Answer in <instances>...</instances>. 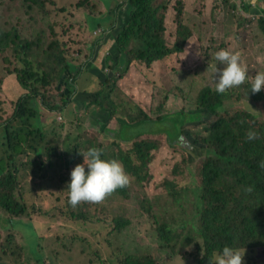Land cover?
Returning a JSON list of instances; mask_svg holds the SVG:
<instances>
[{
    "label": "trees",
    "instance_id": "16d2710c",
    "mask_svg": "<svg viewBox=\"0 0 264 264\" xmlns=\"http://www.w3.org/2000/svg\"><path fill=\"white\" fill-rule=\"evenodd\" d=\"M164 1L124 0L123 5H120L119 8L125 11L122 12L125 23L119 29L114 22L107 27V30H114L116 26V35L113 47L103 60L102 69L95 68L91 62L87 68L92 76L99 79L100 85L94 92L81 88L90 83V75L85 72L83 61L73 52L75 48L51 42L42 51V55L47 57L42 61L33 51L34 41L23 40L16 29L6 31L0 25V53L11 50L13 57H17V61L23 65L21 68L7 69L6 79L17 77L21 88L27 91L15 103L12 115L0 123L4 128L0 140V148L4 153L0 157V210L9 215L4 221L11 224L12 220H20L26 214L31 217L58 215L55 210L43 211L38 205L25 201L23 194L27 192L33 195L39 192V198L40 193H43L34 190L36 187H43V182L36 184V170L39 173L40 170H45L49 180L57 178L63 170L60 178L68 199L66 186L70 180V170L78 164V160L83 161L81 153L89 147L101 148L102 158L120 161L128 176L135 178V182L142 188L151 178L149 168L160 148L155 138L161 136L166 139L168 148L177 158L171 176H167L162 183L166 196L170 199L169 210H163L159 214L155 204L149 199L139 200V209L147 211L146 214L155 222L157 243L170 246L173 253H176L179 245L184 248L185 244L194 239L195 232L198 234L195 238L200 241L196 244L195 264H209V259L224 245L244 248V264H253L254 258L252 260L245 252L253 254L255 249L264 247V121L244 108L243 104L244 101L249 107L252 103L264 104V89L252 93L248 78L244 84L233 86L223 93H217L215 89L206 86L199 91L194 109H191L190 103L182 100L183 86H176L169 94L179 97L177 103H181L182 107L176 112H169L165 110L163 102L153 109L154 105L150 102L143 106L136 100L131 88L126 92L122 87V83L128 86L139 85L136 80H129L137 62L150 67L167 56L180 54L193 37V32L182 24V10L176 8V41L168 47L164 39L168 5ZM178 1L177 5H181L182 1ZM24 2L29 10L33 9L32 5L38 6V0ZM260 11L257 27L264 37V1ZM89 20L93 32L103 27L102 21H107L106 18L91 17ZM101 40L103 36L99 35L94 43L88 45H92L91 55H95L100 47L109 42L101 44ZM107 69L110 71L106 72ZM179 74H183L182 71ZM186 76L185 73V80ZM48 88H52L55 94L49 95ZM117 95H126L135 103L130 104L131 112L126 110L128 119L124 123L118 122L122 115ZM39 110L46 112L45 125L49 122L56 123L60 113L68 112L72 116L71 125L79 127L83 131V138H91L92 141L83 143L75 140L73 144L68 143L70 147L61 151L45 141L46 134L41 128L44 124H33L32 119L38 118L36 113ZM90 110L94 111L93 122L85 124L84 117L87 118L86 113ZM97 111H104V121L95 118ZM73 112L79 114L80 118ZM249 131L257 133V136L247 139ZM79 134L81 135V131ZM70 137L68 134V140ZM38 138L45 141L44 148ZM28 139H32L31 142ZM40 150L42 151L39 152ZM43 151L47 162L38 169L33 167L32 161L18 163V159L23 157L15 159L16 155L28 156L32 153L42 158ZM185 157L188 161L199 158L203 160L198 168L193 169ZM27 165L31 166L30 170ZM55 165L57 170L54 169ZM184 166L191 171L192 178L194 171L198 172L201 184L184 181L181 193L176 188V183L182 177L180 173ZM40 177L48 180L45 179L44 172ZM30 183L34 187L27 191L25 186ZM131 185L128 182L125 186L114 189L98 202L81 201L75 206L69 204L75 210L85 208L83 212H72L76 221L72 228H65L69 233H74V236L71 237V242L66 237L62 239V233L54 238L67 250L77 242L81 244L83 239L97 241L98 247L92 254H97L100 258L89 259L87 263H103L109 254L99 246L100 235L104 236V232H107L105 240L113 246L114 242L110 243L111 240L129 230L134 220L128 217L129 211L126 215L118 213L123 201L132 198ZM186 188L188 189L184 194ZM189 192L193 194L194 201L192 205L186 206L189 205ZM110 204L113 214H108L104 219L96 214L97 208H106ZM36 224L39 223L31 220L23 223L29 233L27 236L32 241L29 242L33 253H36L37 231L43 229V226ZM48 227L46 224L44 231ZM83 232L86 234L81 235ZM184 232L186 234L183 235ZM124 252L122 249L115 255L121 264H156L150 255H125ZM110 255L113 258L114 254ZM37 256L40 257L39 254Z\"/></svg>",
    "mask_w": 264,
    "mask_h": 264
},
{
    "label": "rangeland",
    "instance_id": "374dc122",
    "mask_svg": "<svg viewBox=\"0 0 264 264\" xmlns=\"http://www.w3.org/2000/svg\"><path fill=\"white\" fill-rule=\"evenodd\" d=\"M163 0H158L161 2ZM182 4L177 5L178 0H165L168 9L165 12V28L166 32L164 39L168 47H171L176 41V31L178 24L176 19V8L182 10V24L193 32V37L190 38L182 53L173 54L166 58L155 62L150 67L144 63L132 68V77L130 82L137 81L138 86H124L127 89L131 88V92L135 94L136 100L143 106L150 102L152 107L160 103H165V110L169 112H176L182 107L181 103H177L180 98L170 95L169 92L176 88V86H183L184 98L183 101H188L191 109H194V103L199 91L209 86L215 89V82L211 67L217 62L213 57V53L220 48H227L230 51H235L240 54L241 62L247 69L248 80L252 81V77L257 71H264V37L257 27V18L252 13H249L245 6L247 2L254 0H181ZM259 4H262L259 0ZM124 0H38V6H33L32 10L27 8L24 0H0V25L6 30L10 31L16 29L23 40L34 41L35 47L33 48L36 57L47 59L42 55V51L47 49L51 42H58L60 46H71L73 52L83 61L86 52L91 51L88 45L93 41V38L99 37L101 33L107 30V27L115 21L117 28H121L125 23L122 18V10L120 5H123ZM232 6L236 8L233 9ZM125 14V13H124ZM91 18H106L107 21H102L103 27L98 29L92 35L93 30L90 29ZM116 26L115 29L116 30ZM92 32H91V31ZM107 31L106 33H109ZM113 32V31H112ZM113 41H109L103 45L105 48L103 53L98 56L91 55L96 58V63L99 60H104L107 56ZM117 51V50H116ZM115 51V52H116ZM186 51V54H182ZM80 52V53H79ZM17 57H13L12 51L9 50L5 53H0V123L9 118L14 110L15 103L27 92L21 88L17 77L9 79L6 73L7 69L14 67H23L22 63L18 62ZM91 60V58H89ZM218 68L223 67L217 65ZM110 71L107 69L106 72ZM182 71L183 74H179ZM187 74L186 80L184 74ZM106 74V73H105ZM218 74V73H217ZM16 78V79H15ZM99 79L94 78L89 84L81 86L82 90L95 91L99 86ZM48 94L52 95V88H48ZM128 93V94H131ZM119 104V111L122 116L118 119L119 123L126 122V110L132 111L130 104H135L128 96H116ZM26 106H29L28 104ZM243 107L249 112H252L259 120L264 121V104L252 105L249 107L247 102L244 101ZM187 109V107H183ZM28 113V112H27ZM74 115L79 116L76 112ZM93 113L91 110L86 113L87 118L84 117L83 123L90 124L93 121ZM44 114V115H43ZM62 121L56 123L44 124L46 120V112L39 110L36 115L37 119H32L33 124L37 122L44 124L41 127L46 134L45 141H49L55 147L64 151L65 147H70L68 143L73 144V141H81L83 143L92 141L91 138H83V131L79 127L71 125L72 116L66 113H60ZM104 111H97L95 118L104 121L102 115ZM80 118V116H79ZM98 124V123H96ZM17 125V124H16ZM27 126V125H26ZM64 126V127H61ZM40 127V126H39ZM81 131V135L79 134ZM93 132V131H90ZM4 133V128L0 126V140ZM70 135L68 140L67 135ZM160 144L159 150L155 153L156 158L149 168L151 178L145 182L144 187H139L135 182V178L129 176V183L131 185L132 198L124 200L121 204V209L118 212L120 215L128 212V217L133 219L131 228L125 230L119 237L113 238L110 243L114 242L111 246L106 242L104 236L100 235V244L108 254L103 263L96 264H121L120 259L115 255L120 253V250H125L124 254L141 253L152 256L156 264H195L196 244L198 236L193 233L194 239L190 243L178 246L176 253L170 246L157 243L155 235V222L146 214L147 211L139 209V200L149 199L155 204L156 211L161 214L163 210L168 211L170 206V199L166 196L165 187L162 185L167 176H171V170L176 163V154L168 148L166 139L159 136L156 137ZM32 139H28L31 142ZM40 141V138H38ZM40 141L44 148V142ZM1 146V143H0ZM40 150L39 152H41ZM4 153L0 148V157ZM31 156V157H30ZM23 157L18 159L19 162L32 161L33 167L37 169L45 164V151L43 157L35 153L28 154V156H15ZM188 161V158H184ZM202 158L188 161L187 163L193 167L198 168L202 162ZM78 163H82L78 160ZM182 163L180 164L181 168ZM29 170L31 166H26ZM57 170V166H54ZM35 170V169H34ZM34 172V171H33ZM44 172L45 179H48L45 170H36L34 176L38 180L36 184L43 182V187L34 188L35 191H42L38 198L39 192L29 195L27 192L23 194V198L27 202L36 204L42 208L43 211H56L58 215H46L44 217L34 216L28 214L20 217V220L7 223L4 218L9 215L0 210V264H88L89 259L99 260V255L92 254L98 245L96 242H91L83 239L81 244L77 242L75 245L70 246V250L65 249L55 236L59 233L61 238L65 237L68 242H71V237L74 233H69L65 228L66 226L74 225L76 219L72 217V212H83L85 208L75 210L73 209L67 199L65 187L61 182L60 176L63 175V170L57 178L51 180H43L40 177ZM191 171L184 169L180 173L182 177L177 179L176 188L182 193L184 188V181L195 182L201 184V178L197 171H194V177L190 175ZM30 176L32 173L30 172ZM30 183L25 186L27 191L33 188ZM189 188V187H188ZM186 188L184 194H186ZM188 204L192 205L194 196L191 192L187 195ZM109 204V202L107 203ZM119 204V203H117ZM91 210V209H90ZM112 205L108 207L97 208L96 214L105 218L108 214L112 213ZM117 213V210H116ZM131 216V217H130ZM39 223L37 226H43V229L37 231L36 253L30 248L31 239L27 236L29 233L23 227V223L27 221ZM49 227L44 231L45 225ZM14 226V227H13ZM17 231V233H15ZM83 232L81 235H85ZM103 234V233H102ZM183 235L186 232L182 233ZM41 236V238H40ZM32 242V241H31ZM55 242L56 244H53ZM180 249V251H179ZM40 252V253H38ZM40 257H38V254ZM110 254H114L111 258ZM123 254V255H124ZM254 258L253 264H264V247L255 249V253L251 254L245 252Z\"/></svg>",
    "mask_w": 264,
    "mask_h": 264
},
{
    "label": "clouds",
    "instance_id": "9594fccd",
    "mask_svg": "<svg viewBox=\"0 0 264 264\" xmlns=\"http://www.w3.org/2000/svg\"><path fill=\"white\" fill-rule=\"evenodd\" d=\"M100 35L104 37V33ZM212 55L217 62L210 69L217 93L245 83L248 73L238 52L220 48ZM218 64L223 67L218 68ZM249 89L252 93L264 89V71L255 72ZM256 136L257 133L249 131L247 139H254ZM102 151L98 147L87 148L81 153L82 163L76 164L70 170V180L66 186L70 205L75 206L81 201L98 202L114 189L128 184L129 176L121 162L117 159L102 158ZM244 251V248L224 245L209 259V264H244Z\"/></svg>",
    "mask_w": 264,
    "mask_h": 264
},
{
    "label": "crops",
    "instance_id": "0c3cea01",
    "mask_svg": "<svg viewBox=\"0 0 264 264\" xmlns=\"http://www.w3.org/2000/svg\"><path fill=\"white\" fill-rule=\"evenodd\" d=\"M262 1H264V0H261V2ZM259 0H254L253 2L252 1H249V2H247V5L248 6H245V8H247V11L249 12V13H252L254 16H260L261 15V11H260V7L262 6V4H259ZM114 23H116L115 21H114ZM100 29V28H99ZM107 31H110L109 33H106ZM107 31H105L104 32V37H103V40H101V44L102 43H104V42H106V41H113V40H115V35H116V30H107ZM113 31V32H112ZM94 34V32H92V35ZM96 39V38H95ZM95 39L93 38V41H92V43H94V41H95ZM113 45H114V41H113V44H112V46L111 47H113ZM88 47H90V46H88ZM111 47H110V49H111ZM104 50H105V48H103V46L102 47H100L98 50H97V52L95 53L96 54V56H98L100 53H103L104 52ZM184 54H186V51L182 54V56L184 55ZM101 55V54H100ZM89 58H91V60H89ZM96 58H95V56H94V58H92L91 57V51H89V52H86V54H85V56H84V59H83V67L85 68V72H88L87 71V68H88V66H89V62H91V64H93L94 66H95V68H97V69H102V64H103V60H99V63L97 64L96 63ZM88 74L90 75V80H89V82H91V80L92 79H94V78H97V77H94V76H92L89 72H88ZM122 87H123V89L126 91L127 90V87L126 86H124V84L122 83ZM88 92H94V91H88ZM127 92V91H126ZM94 117V116H93ZM93 122V121H92Z\"/></svg>",
    "mask_w": 264,
    "mask_h": 264
},
{
    "label": "built area",
    "instance_id": "2783aa9c",
    "mask_svg": "<svg viewBox=\"0 0 264 264\" xmlns=\"http://www.w3.org/2000/svg\"><path fill=\"white\" fill-rule=\"evenodd\" d=\"M58 121H62V117L61 116L58 117Z\"/></svg>",
    "mask_w": 264,
    "mask_h": 264
}]
</instances>
